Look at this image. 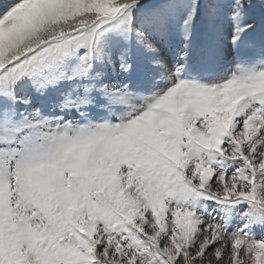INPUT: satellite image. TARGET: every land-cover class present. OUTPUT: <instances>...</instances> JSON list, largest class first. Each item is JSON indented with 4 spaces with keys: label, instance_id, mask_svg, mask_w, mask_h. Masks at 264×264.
<instances>
[{
    "label": "snow or ice",
    "instance_id": "snow-or-ice-1",
    "mask_svg": "<svg viewBox=\"0 0 264 264\" xmlns=\"http://www.w3.org/2000/svg\"><path fill=\"white\" fill-rule=\"evenodd\" d=\"M0 264H264V0H0Z\"/></svg>",
    "mask_w": 264,
    "mask_h": 264
}]
</instances>
